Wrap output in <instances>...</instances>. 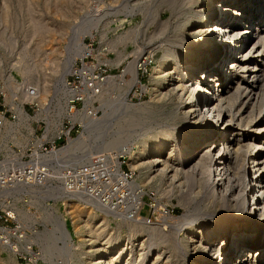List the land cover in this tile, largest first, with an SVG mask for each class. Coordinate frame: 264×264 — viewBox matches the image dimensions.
<instances>
[{
    "label": "bare ground",
    "instance_id": "6f19581e",
    "mask_svg": "<svg viewBox=\"0 0 264 264\" xmlns=\"http://www.w3.org/2000/svg\"><path fill=\"white\" fill-rule=\"evenodd\" d=\"M180 2L176 9L185 18L171 40L172 50L163 49L153 70L154 100L167 108L164 126L126 153L131 168L145 169L143 175L176 180L186 213L173 222L162 215L167 224L156 227L157 233L148 225L141 229L148 222L139 216L116 217L128 226L127 243L109 238L97 248L93 239L105 225L94 227L93 219L114 215L89 201L67 199L64 211L70 218L81 207L82 224L75 229L83 237L81 264H264V0ZM71 40L73 54L64 60V74L73 57L84 53L80 38L72 34ZM86 121L89 132L91 120ZM83 132L75 137L81 147L87 139ZM121 141L116 133L103 148L116 150ZM63 219L55 218L45 229L49 239L51 232L61 238ZM44 232L35 238H41L46 258Z\"/></svg>",
    "mask_w": 264,
    "mask_h": 264
},
{
    "label": "rangeland",
    "instance_id": "374dc122",
    "mask_svg": "<svg viewBox=\"0 0 264 264\" xmlns=\"http://www.w3.org/2000/svg\"><path fill=\"white\" fill-rule=\"evenodd\" d=\"M180 1L181 4L182 0ZM176 3L177 0H0V83L6 78L5 75L11 74L19 80L38 82L42 87L45 86V93L51 94L55 101L60 99V93L54 90L52 85L57 77L64 74V60L67 55L73 54L72 34L77 38L85 36V42L89 41L87 36L90 37L91 56L97 57L99 63H104L110 73H119L125 65L123 84L114 90L105 89L99 95L98 103L101 104V110L96 115L99 119L91 122L92 128L89 132L82 131L87 139L81 148L110 149L103 148L104 144L116 133L122 135L120 148L116 150L125 151L122 154L127 166L133 170L139 181L146 184L142 185L147 193L143 196L144 201L154 202L152 215L147 212L145 205L141 208L140 213L147 218L140 215L139 217L148 222L143 226L139 225L143 227L141 229L147 227L153 230L156 227L162 229L166 223L162 215L169 214L171 219L168 220L173 222L174 219L180 220L182 218L180 215L186 213L181 202L182 198L175 189L176 180L171 181L163 176L150 177L152 172L143 175L145 169L140 168L143 169L141 173L138 168H131L129 154L126 153L128 149L131 152L135 150L143 138L164 126L163 111L166 112L167 108H162L161 104L154 100L153 70L155 64L159 63L163 49L169 46L172 50L171 40L185 18L184 14L180 15L179 10L176 9L178 6ZM181 8L185 9V6ZM253 33L255 35L257 31L254 30ZM104 43L108 45L109 50L102 49L101 45ZM149 52L151 64L148 73L142 77L143 94L139 98L132 97L123 101L120 96L125 95L126 86L132 80V72H135L133 64L130 63H134L139 55ZM113 80L117 82V79ZM27 112L30 113V108ZM79 208L81 207H75L77 212L73 218L71 217L72 220L68 212L66 213L58 203L51 210L52 219L59 216L64 218V223L60 224L62 230L58 228V231H61L59 234L61 238H63L62 231L66 233L64 243L54 232H51L49 239L48 231L44 232V227L38 226V229L44 232L45 237L43 236L42 241H47L43 250L46 258L43 256L39 264L83 263L85 254L80 245L83 237L80 231H76V227L82 224ZM39 213L43 215L45 211L40 210ZM96 213L102 214L100 211ZM97 218L93 219L94 227L103 223L105 225L104 233L99 238L93 239L97 242L94 244L97 248H102L109 238L111 241H119V245L127 243L129 229L123 220L110 214L105 215L103 220ZM46 227L49 228L50 225ZM140 227H138L139 231L142 232ZM156 229L154 232L157 233L159 230ZM139 231L136 234L138 233L137 240L140 241ZM152 249L151 255L156 252L157 247ZM45 251H48L47 254ZM3 259L7 261L4 264H23L0 252V264Z\"/></svg>",
    "mask_w": 264,
    "mask_h": 264
},
{
    "label": "built area",
    "instance_id": "2783aa9c",
    "mask_svg": "<svg viewBox=\"0 0 264 264\" xmlns=\"http://www.w3.org/2000/svg\"><path fill=\"white\" fill-rule=\"evenodd\" d=\"M87 39L80 38L84 53L52 85L60 99L55 101L38 82L11 74L0 83V252L16 262H42L41 238H35L38 226L52 228L53 206L64 208L67 199L89 201L115 217L147 218L140 213L144 205L153 214L154 202L143 199L146 184L127 166L124 150H83L77 144L75 137L84 131L86 120L97 119L99 95L120 87L125 74V65L110 73L93 58ZM101 47L109 50L106 43ZM150 54L135 58L134 79L120 96L123 101L143 94ZM106 81L114 87L105 88ZM16 107L26 116L19 117ZM40 210L45 213L40 215Z\"/></svg>",
    "mask_w": 264,
    "mask_h": 264
}]
</instances>
